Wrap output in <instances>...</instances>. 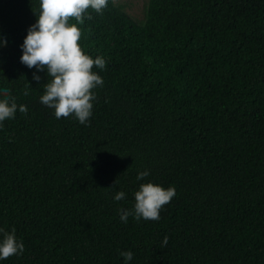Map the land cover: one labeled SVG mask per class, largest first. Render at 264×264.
<instances>
[{
	"label": "trees",
	"instance_id": "1",
	"mask_svg": "<svg viewBox=\"0 0 264 264\" xmlns=\"http://www.w3.org/2000/svg\"><path fill=\"white\" fill-rule=\"evenodd\" d=\"M34 10L0 0V85L28 106L0 127V226L25 245L0 264H264V0H149L142 22L89 9L79 43L106 66L84 124L20 62ZM148 180L175 196L125 223Z\"/></svg>",
	"mask_w": 264,
	"mask_h": 264
},
{
	"label": "clouds",
	"instance_id": "2",
	"mask_svg": "<svg viewBox=\"0 0 264 264\" xmlns=\"http://www.w3.org/2000/svg\"><path fill=\"white\" fill-rule=\"evenodd\" d=\"M108 0H39V10L35 11L36 19L27 28V33L19 45L20 62L28 68H34L32 78L41 80V72L46 75L43 92L39 97L42 104L54 109L57 118L74 116L82 124L89 122L96 98L94 89L103 86L104 80L95 68L103 69L106 60L101 55L93 57L83 50L79 43L81 28L85 17H90L89 9L102 13ZM75 18L78 23H69ZM7 36L0 34V45ZM50 77V79H47ZM29 85L30 82H29ZM29 94L26 88L24 95ZM17 110L28 112L26 104L17 103L11 89L0 85V127L6 119L14 118ZM150 175L149 169L137 172V180ZM174 185L165 187L160 183L148 180L140 183L134 192L133 208L120 209V219L125 223L131 215L134 219L159 220L163 206L175 196ZM126 193L123 189L115 192L113 199L121 200ZM168 237L163 238L167 244ZM22 239L17 238L15 228L7 230L0 226V261L10 255H19L24 251ZM124 264H129L134 253L131 249L121 250Z\"/></svg>",
	"mask_w": 264,
	"mask_h": 264
},
{
	"label": "rangeland",
	"instance_id": "3",
	"mask_svg": "<svg viewBox=\"0 0 264 264\" xmlns=\"http://www.w3.org/2000/svg\"><path fill=\"white\" fill-rule=\"evenodd\" d=\"M136 21L142 22L146 18L149 0H114Z\"/></svg>",
	"mask_w": 264,
	"mask_h": 264
}]
</instances>
